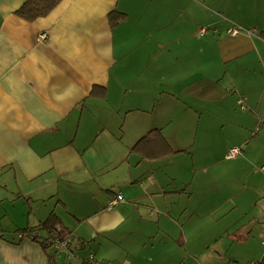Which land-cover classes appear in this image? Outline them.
I'll list each match as a JSON object with an SVG mask.
<instances>
[{"label": "crops", "instance_id": "crops-1", "mask_svg": "<svg viewBox=\"0 0 264 264\" xmlns=\"http://www.w3.org/2000/svg\"><path fill=\"white\" fill-rule=\"evenodd\" d=\"M190 1L59 0L27 21L15 14L25 0H0V264H99L97 257L110 264H264L260 189L233 205L254 221L235 242L247 255H223L219 246L217 261H203L209 246H189L182 223L189 207L176 199L187 193L190 200L192 189L183 179L173 187L172 164L186 149L174 146L171 129L142 115L195 87L218 92L210 101H218V119L242 133L238 157L250 156L256 141L262 154L249 161L264 162V0L237 2L246 15L253 7L256 16L239 25L254 31L219 28L218 58L208 70L184 43L198 23L184 17ZM192 1L200 10L207 0ZM152 130L173 154L153 157L159 147L151 145L146 157L134 149ZM116 193L125 200L109 208ZM50 215L52 227L44 225ZM53 232L69 235L78 255L88 245L94 261L71 263L66 249L56 254Z\"/></svg>", "mask_w": 264, "mask_h": 264}, {"label": "rangeland", "instance_id": "rangeland-1", "mask_svg": "<svg viewBox=\"0 0 264 264\" xmlns=\"http://www.w3.org/2000/svg\"><path fill=\"white\" fill-rule=\"evenodd\" d=\"M238 1L251 6L255 0H207L206 5L202 4L203 7L206 6V10L203 7L200 10L194 8L197 4L192 0L189 3L191 13L185 14L184 17L189 23H198L190 25V35L187 37L189 42L184 40V43L188 46L191 44L190 53L193 58H200L206 70L210 68L208 63H215L218 58L219 28H222L220 31L224 30L225 34H229L227 29L232 26H239L240 32L254 31L239 25L246 17L254 18L256 13L252 7L246 15L245 8H236ZM218 21L229 24L224 27L218 24ZM201 28L204 29L203 32L200 31ZM200 47L203 52H199ZM198 88L195 87L187 96H180L175 102L156 105L153 113L149 110L142 115L150 118V124L163 127L164 130L171 129L176 138L174 146L186 149V152L176 153L172 157L175 177L178 180L174 181L173 187H181L182 182L179 181L183 179L190 182L188 190L192 189V194L190 200L187 199V193L180 195L176 200L187 203L186 207H189L188 213L182 216L189 246L207 244L209 248L200 258L203 261L210 259L215 262L218 260L219 246L224 251L223 255H226L229 249H237V256L248 254L235 242L237 239L244 240L249 235V230L254 228V221L249 218V214L234 209L233 205L237 201L246 202L256 196L257 189H260L264 196V172L260 168L264 166V162L249 161L252 159L251 155L262 154L263 147L252 141L247 148V154L251 150L250 156L248 154L246 158H226V152L235 146L242 133L236 130L234 124L223 123L218 119V101L210 102L218 98V92L209 93L207 89L203 91ZM166 113L174 117L172 121L165 119ZM148 162L153 161L144 160L143 164ZM89 251L90 247L85 245L81 249L82 255L79 254L80 259L86 258ZM97 259L99 264L111 263L107 258ZM122 259L120 258V261H123Z\"/></svg>", "mask_w": 264, "mask_h": 264}, {"label": "trees", "instance_id": "trees-1", "mask_svg": "<svg viewBox=\"0 0 264 264\" xmlns=\"http://www.w3.org/2000/svg\"><path fill=\"white\" fill-rule=\"evenodd\" d=\"M58 2L59 0H25V2L15 11V14L27 21H33L39 17H43L47 15L56 6ZM259 35L264 40V26L261 29ZM151 145L157 148L159 147V151H160V152L158 151V154L154 153L153 157H162L164 155H171L175 152L165 142L159 130H152L149 133H147L140 141H138L135 144L134 149L141 152L143 156L151 157V155L145 154L147 148H150ZM162 146L164 147V152H162ZM55 220H56L55 216L50 215V217H48V219L44 222V225L52 227V223L53 221L55 222ZM56 233L57 232H53L52 237L48 238L51 244H52L51 239L54 238L53 236ZM42 245L44 246L45 244L43 243ZM93 260H86V262H90V261L92 262ZM71 263H76V262H71Z\"/></svg>", "mask_w": 264, "mask_h": 264}, {"label": "built area", "instance_id": "built-area-1", "mask_svg": "<svg viewBox=\"0 0 264 264\" xmlns=\"http://www.w3.org/2000/svg\"><path fill=\"white\" fill-rule=\"evenodd\" d=\"M201 32L204 31V29H200ZM228 33L231 34V35H235L237 33H239L241 31V28L239 26H232V27H229L227 29ZM247 33H252V31L250 30H247L246 31ZM237 103L240 105V107L242 109H245L246 106L243 102L242 99H239L237 101ZM241 147L239 146H233L231 148L228 149V151L226 152V155L225 157L226 158H235L237 157L238 155L241 154ZM262 171L264 172V168H262ZM125 200L124 196L120 193H116V194H113L111 196V198L108 200V207L111 208L115 205H117L118 203L120 202H123ZM21 236V235H20ZM51 242H52V245L55 247L56 249V254L60 253V251L62 249H66V254H65V257L68 259V260H72L73 261H76L77 259H80L79 255L76 254L74 251H72L71 249H69L68 245L69 243L71 242V238L69 235H64V236H56L54 238L51 239ZM94 259V255L93 254H89L87 255V257L85 258V260H93ZM261 262L260 261H250L248 264H260ZM226 264H237L235 262H228Z\"/></svg>", "mask_w": 264, "mask_h": 264}]
</instances>
